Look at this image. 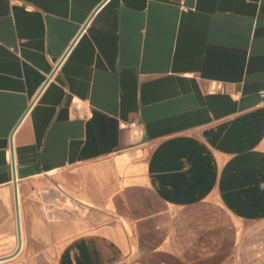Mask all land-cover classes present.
Listing matches in <instances>:
<instances>
[{"label": "crops", "instance_id": "obj_1", "mask_svg": "<svg viewBox=\"0 0 264 264\" xmlns=\"http://www.w3.org/2000/svg\"><path fill=\"white\" fill-rule=\"evenodd\" d=\"M0 264H264V0H0Z\"/></svg>", "mask_w": 264, "mask_h": 264}, {"label": "water", "instance_id": "obj_2", "mask_svg": "<svg viewBox=\"0 0 264 264\" xmlns=\"http://www.w3.org/2000/svg\"><path fill=\"white\" fill-rule=\"evenodd\" d=\"M13 185L16 186L15 177H13ZM18 232H19V225L17 224ZM20 246V236H18V247Z\"/></svg>", "mask_w": 264, "mask_h": 264}, {"label": "built area", "instance_id": "obj_3", "mask_svg": "<svg viewBox=\"0 0 264 264\" xmlns=\"http://www.w3.org/2000/svg\"><path fill=\"white\" fill-rule=\"evenodd\" d=\"M132 125H135L134 123Z\"/></svg>", "mask_w": 264, "mask_h": 264}]
</instances>
